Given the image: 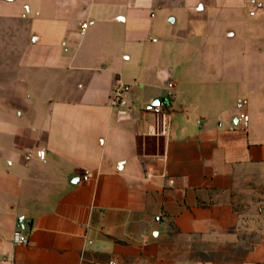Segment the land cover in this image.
Wrapping results in <instances>:
<instances>
[{
    "label": "crops",
    "instance_id": "obj_1",
    "mask_svg": "<svg viewBox=\"0 0 264 264\" xmlns=\"http://www.w3.org/2000/svg\"><path fill=\"white\" fill-rule=\"evenodd\" d=\"M251 1L0 0V264H264ZM243 8L253 45L229 41ZM119 83L131 88L112 107Z\"/></svg>",
    "mask_w": 264,
    "mask_h": 264
},
{
    "label": "built area",
    "instance_id": "obj_2",
    "mask_svg": "<svg viewBox=\"0 0 264 264\" xmlns=\"http://www.w3.org/2000/svg\"><path fill=\"white\" fill-rule=\"evenodd\" d=\"M261 11H264V2L259 0H252L251 1V7L249 10V14L251 16H255ZM88 26L87 22H84L82 24V28H86ZM130 85L127 83H119L115 85L110 93V104L112 107H118L120 106L125 99L126 93L130 90ZM169 95H172V90L170 89ZM248 105V100L246 98H241L238 101V107L241 109L240 113L238 114V123L240 125V128L243 130H247L249 127L250 122V116L248 112L246 111V106ZM169 103L167 102L164 106H161L156 111V119L155 124L152 128V133L155 135H167L168 133V114H169ZM92 174L88 171L84 172L81 176L83 180H89L91 178ZM170 183H174L173 179H170ZM30 241V235L25 232V230L18 226L14 233H13V242L15 245H26ZM108 264H117V262L112 259L108 262Z\"/></svg>",
    "mask_w": 264,
    "mask_h": 264
},
{
    "label": "rangeland",
    "instance_id": "obj_3",
    "mask_svg": "<svg viewBox=\"0 0 264 264\" xmlns=\"http://www.w3.org/2000/svg\"><path fill=\"white\" fill-rule=\"evenodd\" d=\"M247 10L245 8L241 9L239 11V16H241L240 20H241V30H243V33H244V36L242 37L243 39H237V38H230V42L231 44L233 45H253L256 43L255 39L253 36H251V33L253 31V28L254 25H253V22L250 20V18H247ZM227 24L230 23V22H226ZM262 28L264 29V26H262ZM231 29H235L236 30V27H231ZM263 40H262V44H264V34L262 36ZM214 39V38H213Z\"/></svg>",
    "mask_w": 264,
    "mask_h": 264
},
{
    "label": "water",
    "instance_id": "obj_4",
    "mask_svg": "<svg viewBox=\"0 0 264 264\" xmlns=\"http://www.w3.org/2000/svg\"><path fill=\"white\" fill-rule=\"evenodd\" d=\"M160 102V100H156L153 104L155 105V104H158ZM76 181L78 180V179H75ZM18 222L21 224V226L24 228L25 227V225H29L30 226V220L29 219H24L23 217H20L19 219H18Z\"/></svg>",
    "mask_w": 264,
    "mask_h": 264
}]
</instances>
